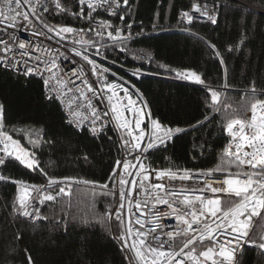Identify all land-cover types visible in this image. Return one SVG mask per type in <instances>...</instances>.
Listing matches in <instances>:
<instances>
[{
    "label": "trees",
    "instance_id": "obj_1",
    "mask_svg": "<svg viewBox=\"0 0 264 264\" xmlns=\"http://www.w3.org/2000/svg\"><path fill=\"white\" fill-rule=\"evenodd\" d=\"M205 3L209 8L216 5V24L186 25L180 21L182 11ZM61 4L67 12L53 13L49 0V12L40 10V19L50 25L85 29L86 41L98 39L87 31L89 24L85 19L72 15L80 11L79 0H61ZM129 6L130 10L122 13L124 23H131L140 35L127 42V50L121 52L119 46L101 47L100 55L93 48H87L85 53L98 65L110 69L105 73L109 78L122 77L128 87L135 85L147 101L151 120L186 130L176 134L166 149L151 152L155 169L168 163L177 169L215 168L228 142L222 130L227 122L242 119L253 103L264 100V0H129ZM92 15L97 21L121 24L119 15L108 16L101 11ZM103 43L110 41L105 38ZM211 45H215V50ZM229 47L233 49L231 52ZM136 69L142 73L139 77L132 75ZM185 70L196 71L205 84L188 82L176 75L177 71ZM224 84L228 88L220 97V111H209L207 89H219ZM44 94L40 80L0 69V103L6 110V128L34 129L48 141L35 148L28 136L13 133L23 148L34 152L43 172L28 169L19 162L3 169L10 181L0 182V264H28V255L32 264H129L113 237L108 218L105 216L102 223L98 222L114 204V198L105 193L113 189L108 178L120 157L118 141L112 132L93 136L88 131L68 127L59 105L46 101ZM206 116L210 122L205 121ZM205 142L202 151L200 146ZM231 171L235 172V167ZM225 176L227 172L213 175ZM49 179L63 183L66 192L64 183L76 185L70 196L60 194L56 201L47 202L41 212L46 220L32 223L13 212L12 204L22 189L19 183L11 181L43 185ZM105 183H109L108 189L101 187ZM57 191L58 188L51 194ZM227 201L223 199V205ZM85 220L88 222L84 223ZM261 235H264V215L252 236L259 239ZM239 264H264L263 250L251 245Z\"/></svg>",
    "mask_w": 264,
    "mask_h": 264
},
{
    "label": "snow or ice",
    "instance_id": "obj_2",
    "mask_svg": "<svg viewBox=\"0 0 264 264\" xmlns=\"http://www.w3.org/2000/svg\"><path fill=\"white\" fill-rule=\"evenodd\" d=\"M51 3L53 13L67 12L61 0H51ZM79 3L80 11L72 15L77 19H85L89 24L87 31L93 32L97 40H84L85 29L50 25L41 20L38 12L40 10L43 13L49 12V0H0V69L25 78H41L47 88L44 94L46 101L63 103L68 93H73L71 98L73 101H84L83 106L89 110L87 116L79 110L80 105L76 108L71 104L68 106L70 110L68 123L75 124L78 129L84 128V121L87 118L88 130L93 135H102L109 124L118 130V149L123 156L122 159L115 161L108 178L113 184V189L105 193L113 198L118 195L117 207L114 211L109 210L101 215L98 222L102 223L105 216L109 220L114 217L115 221L119 222L118 227L124 230L118 233L116 238L122 242V251L129 253V264H209V262L239 264L237 255H242L245 244L256 245L264 250V235L257 239L249 234L253 218L261 217L264 213V100H257L251 105L250 120L232 119L227 122L222 130L227 133L229 139L223 149L220 163L215 168L208 170L151 168L144 162L148 159L150 150L166 149L168 142L176 134L186 130L181 127H166L159 120L152 119L151 133L146 138V128L142 125L145 117L151 116V111L150 109L146 111L147 101L142 99V94L135 89V85H130L140 100L138 104L137 100L133 99L129 87H125L124 83L110 82L107 79L105 73H109L110 69L98 65L85 54L87 48L95 49L96 55H100L101 47L107 49L119 46V51L127 50V42L133 39L132 24L124 23L125 16L122 13L130 10L129 0H122V5L120 0H79ZM85 6L88 9L87 14ZM25 8L27 10H24ZM97 9H103L113 16L119 15L121 24L114 26L110 20L97 21L92 15ZM194 12L199 13L200 17H206L212 24L217 23L218 9L215 4L212 8H209L207 3L203 6L196 4ZM181 16L189 24L197 18L187 11L182 12ZM33 18L40 21L46 31L36 30ZM24 25L32 28L35 35L48 40L71 39L74 45L71 51L91 66V74L97 79L90 83L83 65L68 69L70 76L65 79L64 69L58 58L68 59L66 53L59 49L42 48L34 42L19 39L16 30L23 28ZM67 34H76L79 38L76 36L70 38ZM135 35L139 36L140 33L137 32ZM105 38L110 44L103 43ZM211 47L215 50V45ZM232 50L231 47L228 48V51ZM34 52H42L43 55L34 56ZM216 54L219 56L218 51ZM112 75L115 76V73ZM132 75L139 77L142 73L140 69H136ZM176 75L201 85L205 84L204 78L193 70L177 71ZM73 77L75 79H72ZM76 80H80V85H76ZM93 83L96 87H93ZM227 88L228 85L224 84L219 89H207L211 101L208 104L209 111H220L218 106L220 97ZM252 91L255 93L254 86ZM120 93H123L122 97ZM94 99L101 102L106 100L104 109L94 103ZM258 109L261 112L259 119ZM5 121V106L0 103V181H10V177L3 174V169L13 162L43 172L34 152L23 148L19 140L13 138V133L21 132L28 136L29 143L35 148L48 141L44 140L41 132L34 129L9 130ZM205 121L210 122L207 116ZM205 121L197 123L204 124ZM33 136L34 139L31 138ZM206 144L207 142L200 146L202 151L205 150ZM129 156L133 159H128ZM232 167H235V172L231 171ZM224 172H227L224 178L211 179L214 173ZM68 179L70 178H64ZM177 180L193 181V184L177 188L172 183ZM11 182L24 185L23 181ZM53 184L59 185L60 181L49 179V186ZM214 184L221 186L216 187ZM101 187L108 189L109 183ZM31 189L37 192V196L32 198L29 195V188L23 187V194L13 202L12 208L15 214L34 220H46L47 217H41L39 208L32 203L33 199L42 205L45 201H56L60 194H69L63 186L58 187L55 195L45 191V186H31ZM209 191L213 194L226 193L228 201L222 206L221 198L218 196L206 197L203 194ZM233 197L236 199L233 200ZM161 205H166L167 209L161 211L159 208ZM162 217L174 218L177 228L165 231L166 226L160 222ZM177 236L185 237L180 245L175 243ZM16 238L20 239L19 234ZM205 241L210 246H205V250L197 253V242L204 246ZM27 261L28 264H32L30 255L27 256Z\"/></svg>",
    "mask_w": 264,
    "mask_h": 264
},
{
    "label": "built area",
    "instance_id": "obj_3",
    "mask_svg": "<svg viewBox=\"0 0 264 264\" xmlns=\"http://www.w3.org/2000/svg\"><path fill=\"white\" fill-rule=\"evenodd\" d=\"M80 8H81V5H80ZM24 10H27V8H25ZM87 7L85 6V12L87 11ZM96 11H101V12H104L106 13L108 16H113V15H110L109 13L105 12L103 9H97ZM182 12H185V11H182ZM181 12V13H182ZM187 12H190L194 17H197L196 19H193L192 23H211L210 21L207 20L206 17H200L199 16V13H196L194 12V6L188 10ZM180 21L186 25H189V23L186 21V19H183L182 16L180 15ZM218 19V18H217ZM34 20V23H35V28L36 30H39V31H46V29H43L42 27V24L35 20V18H33ZM191 23V24H192ZM9 31H11V29H9ZM132 33H133V39L136 37V33L137 31L134 29V26H132V29H131ZM16 34L17 36L19 37V39L23 40V41H28V42H34L35 44H38L40 45L42 48H47V49H59L60 51L62 52H65L66 55L68 56V59H63V58H58L59 59V63L62 67V69H64V78L66 79L68 76H70V73L68 72V69L70 68H79L81 67V65H83V69H84V73L87 74V79L89 80V82H94L97 78L96 76H93L91 74V71H90V65H87V63L85 61L82 60L81 57H78V56H75L74 53L71 51V49L74 47L71 39H65V40H59V38H54L52 40H48L47 38L43 37V36H37L34 34L33 32V29L30 28L28 25H24L23 28L21 29H17L16 30ZM54 36V34H51ZM5 39H7V37L5 36L4 37ZM132 39V40H133ZM131 41V40H130ZM129 42V41H128ZM9 43H11V41H9ZM75 47H80L79 45H75ZM86 54V53H85ZM33 55H43L42 52H34ZM87 55V54H86ZM36 79L40 80L42 85H43V89H44V93L47 91V88H45L44 84H43V80L39 77H36ZM72 79H75V77H73ZM107 79L110 81V82H117V83H124L122 82L121 80L119 79H111L107 76ZM76 85H80V80H76ZM124 86L125 87H128V85H126L124 83ZM69 87H73V85H69ZM93 87H96V84L93 83ZM81 88H83V86L81 85ZM130 89V87H129ZM130 92H132L133 94V99H136L137 100V103L139 104L140 100L137 98V94L134 93L131 89H130ZM91 95V94H89ZM73 96V93H68V96L66 98H64V102L62 103L61 101H56V103L59 105L62 113H63V116H64V119H65V124L76 130V131H88L89 133H91L89 130H88V119L86 118L85 121H84V128L81 130V129H78L75 124H69L68 123V119L70 117V110H69V104L72 105L73 108H76L77 105H80V111L85 114V116H87V113L89 112V110L87 108H85L83 105H84V101L82 100H76V101H73L71 98ZM120 96L122 97L123 96V93H120ZM94 103H97L98 106L101 108V109H104L105 107V104L107 103V101H97L94 99ZM148 109L146 108V111ZM110 111V109H109ZM261 115V112L259 111V109L257 110V117L259 119ZM251 116H252V111H251V108L248 109L244 114H243V117H242V120H250L251 119ZM107 119V118H106ZM142 127H145L146 128V138H147V135L151 133V118L149 116H146L145 117V120H144V124L142 125ZM246 131H248L246 129ZM108 132H112L116 139H117V135H118V130L115 129L113 127L112 124H109V127L108 129H106V131L102 134H106ZM92 134V133H91ZM93 135V134H92ZM93 136H100V135H93ZM226 136H227V133H226ZM174 138V137H173ZM228 138V136H227ZM229 139V138H228ZM173 140V139H172ZM172 140H170L168 143H170ZM118 141V139H117ZM118 144H119V141H118ZM247 150V149H246ZM153 150H150V153L148 154V159L145 162L146 165H149L151 168H154L153 165H152V162H151V152ZM122 156L123 154L120 152V157L119 159H122ZM128 159H133L132 156H129ZM135 162V161H133ZM166 167H172L174 169H177L173 164L171 163H168L164 168ZM163 169V168H162ZM4 174V173H3ZM211 179L215 180V179H222V178H215V177H212ZM2 182V181H0ZM177 188H179L181 185L183 186H191L193 184V181H174L172 182ZM202 183V181L200 182ZM67 188V192L69 193L68 195L70 196L72 190L75 188V183L74 182H66L64 183ZM63 185V183L60 182L59 185L57 184H53L51 186H49V183H46V184H43V185H30V184H24L23 186L22 185H19L21 187V189H23V187H28L29 188V195L32 197V198H35L37 196V192L35 191H32L31 189V186H45V191L47 192H50L54 189H57L59 186ZM213 186H216V187H219L221 185H218V184H214ZM118 187V185H117ZM22 194H23V190H22ZM21 194V195H22ZM206 197H213L214 195L215 196H218L219 198H221V201L223 199H227L228 200V195L226 193H217V194H213L211 193L210 191L209 192H204L203 193ZM116 199H118V195L116 198H114V204L111 208H108L106 210L109 211V210H112L114 211L115 208L117 207V204H116ZM132 199L134 200L135 199V193H133V197ZM233 200H235L236 198L233 197L232 198ZM47 202L49 201H45L42 205L39 204L35 199L32 200V203L39 208V211H40V215H41V212L43 210V208L45 207V205L47 204ZM222 206H223V203H222ZM160 210L161 211H164L167 209V206L166 205H161L159 206ZM264 213H262L261 217H254L252 222H251V227L249 229V234L250 236L253 235L254 231L256 230L257 226L259 225L262 217H263ZM23 219L29 221V222H32V223H38L40 220H34V219H31V218H24L22 217ZM144 219V218H142ZM110 221V224L112 225V231H113V237L115 239V241L120 245L121 247V240L119 238H116L118 236L117 233H115V230H114V226L116 222L118 221H115V218L113 217ZM162 224H164L166 227H165V231H170V230H174L177 228V222L175 221L174 218H170V217H162L161 218V221H160ZM211 222V221H209ZM135 227H138V226H135ZM195 227V225H194ZM122 228V227H121ZM123 228H122V232H123ZM157 231H160L159 229H157ZM185 239V237H182V236H177L176 237V241L175 243L177 245H180L181 244V241ZM129 240H131V237H129ZM205 246H210L208 244L207 241H205V245L204 246H201L199 245V242H197V253H199L200 251H203L205 250ZM251 245L250 244H245L244 247H243V252H242V255L244 254L245 250L250 247ZM178 250V249H177ZM185 251H188V249H185ZM125 255H126V258H127V261H128V256H129V253H127L126 251H124ZM263 253H264V250H263ZM242 255L238 254L237 255V260L238 262H240V259L242 257ZM129 263V261H128ZM210 264V262H209Z\"/></svg>",
    "mask_w": 264,
    "mask_h": 264
},
{
    "label": "rangeland",
    "instance_id": "obj_4",
    "mask_svg": "<svg viewBox=\"0 0 264 264\" xmlns=\"http://www.w3.org/2000/svg\"><path fill=\"white\" fill-rule=\"evenodd\" d=\"M107 218V217H106ZM109 220V219H108ZM118 225H119V222H116L115 223V230L117 231V234L118 233H122V228L121 227H118Z\"/></svg>",
    "mask_w": 264,
    "mask_h": 264
},
{
    "label": "water",
    "instance_id": "obj_5",
    "mask_svg": "<svg viewBox=\"0 0 264 264\" xmlns=\"http://www.w3.org/2000/svg\"><path fill=\"white\" fill-rule=\"evenodd\" d=\"M188 82H190L191 80H187ZM191 82H194V81H191ZM195 83V82H194ZM198 84V83H197Z\"/></svg>",
    "mask_w": 264,
    "mask_h": 264
}]
</instances>
